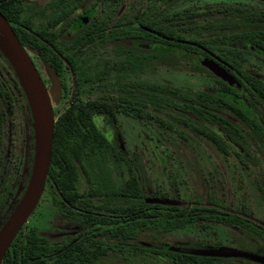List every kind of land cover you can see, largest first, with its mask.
<instances>
[{"label": "trees", "instance_id": "16d2710c", "mask_svg": "<svg viewBox=\"0 0 264 264\" xmlns=\"http://www.w3.org/2000/svg\"><path fill=\"white\" fill-rule=\"evenodd\" d=\"M91 1L93 3L91 8L86 10L91 13L92 18H100L101 23L95 29L85 32L79 39L84 41L81 42L82 44H88L93 49L91 55H86L87 70L84 73L86 83H103L115 72L122 74V70H130L135 74L136 70L141 71L145 64H149V69H152L159 62L175 68L187 63L192 68L205 70L200 66L199 59L207 57L206 51L209 50L211 42L217 43L215 48L220 52L227 51L223 56L225 61L230 67L238 70L240 75L246 77L250 75L249 65L253 61L251 53L264 63V7L262 6H227V14L223 18L212 19L207 5L183 7L192 0ZM259 1L264 2V0ZM80 2L81 0H54V26L58 24V19L62 20L68 16ZM125 3L127 7L124 13L114 20L118 8ZM31 10L35 12L27 17L23 0H4L0 7L3 16L16 29L22 45L41 52L38 46L40 39L49 41L46 22H43L39 29H34L31 18L33 19L35 13H43L44 10ZM23 27L29 28L33 33L27 32ZM212 32L215 34L214 38L211 37ZM125 40L139 41L143 47L136 45L129 47L122 44ZM107 42L113 46L112 50L116 54L125 57L119 66H115L119 67L116 71L113 65L107 64L101 69L94 64L96 49L102 48ZM160 44H166L164 51L160 49ZM237 44L244 46L250 54H243V51L236 47ZM144 46H154L155 49L146 50ZM125 71L123 73H126ZM215 79L217 81L213 91L205 89L194 94L182 92L177 88L152 85L148 86V89L145 86L134 90L148 91L149 101L154 105L164 104L163 108L169 113L170 120L167 122L156 120L163 129L173 133L177 131L176 133L182 135L178 131L181 129L201 136L224 156L230 155V148L235 145L247 153L250 146H253L255 152L264 153V80L247 78L245 81H239L236 87ZM130 98L129 94L120 98L103 96L88 102L83 114L68 113L59 118L54 128L52 149V172L58 191L64 196L62 186L73 182L71 171L65 173L62 171V165L60 171L54 167L55 162L62 161L63 152L59 147L67 132L73 128L72 123L78 139V123L83 121L86 203H90V198L100 196L103 202L102 208L115 210L118 214L117 240L124 244L121 256H124L128 263L132 257L131 254H127L125 248L129 233H132L133 237L134 256L153 251V247L148 248L141 242L140 234L145 231L154 232L155 238V235L170 234L194 225L205 229L210 223L241 230L249 238L259 239L264 244V229L263 232H259L256 224L248 219L244 209L241 210V214H227L224 207L212 202L210 195L204 205L190 203L170 206L146 203L145 200L149 198L164 200L168 197L159 190L147 194L142 176L143 166L138 163L136 167L135 161L133 166L137 169L132 172V176L125 179L121 185H115L111 170L113 166V170L118 174L123 172L121 152L110 143V137L100 130L98 121L104 119L106 122H114L120 112L119 108H123L121 113L125 116L143 120L142 113L128 111ZM162 99L164 103H161ZM132 105L135 108L137 106L135 103ZM206 107H211L213 111H207ZM235 154L241 156L240 150H236ZM259 189L264 201V188L259 186ZM173 197V201H179L178 192ZM107 233L110 238L111 230ZM155 251L156 255L168 264H217L225 260L193 255L189 252L188 254L174 252L167 243L163 252L158 253V249ZM86 259L92 260L93 264V257L86 255ZM63 261L64 259H60L59 264H63Z\"/></svg>", "mask_w": 264, "mask_h": 264}, {"label": "flooded vegetation", "instance_id": "af4514ba", "mask_svg": "<svg viewBox=\"0 0 264 264\" xmlns=\"http://www.w3.org/2000/svg\"><path fill=\"white\" fill-rule=\"evenodd\" d=\"M23 1L27 17L35 12L31 9H41V11L44 10L43 13H35L33 19L31 18V22L34 24V29H39L40 26L43 25V22H46L45 28L49 41L40 39L41 42L38 46H40L41 52L23 46L16 33V29L13 28V25L5 17L4 18L9 23L21 46L25 49L45 86L53 111L54 128L59 118L65 114H83L87 108L86 104L88 102L103 96H114L120 98L122 95L129 94L131 98L129 101L130 108L128 111L142 113L144 117L145 112L148 113L147 110L149 108L151 110L150 112L165 111L163 108L164 104L154 105L149 101L148 91L143 92L142 90H134L135 88L145 86L147 88L150 86L149 84H139L134 81H129V83L126 82V87L124 90H120L119 93L116 92L109 94V92L104 91L102 95L87 100L85 97L86 85L96 84L100 87V85L104 86V83L107 80L103 81V83H86L84 77V73L87 70L85 64L87 61L86 55H91L93 49L88 44H82L81 42L84 41H79V39L85 32L99 26L101 19L92 18L91 13L86 10V8L79 7L81 2L84 1L81 0L78 6H76L68 16L62 20L58 19V24L54 26V0H47L42 8H33L31 6V3L37 0ZM3 2L4 0H0V7H2ZM124 5L127 6L126 3L121 6ZM226 7L227 6L209 7L211 11V18H223L227 14ZM122 13H124V11L120 13L118 12L115 15L114 20H116V18ZM44 17L45 19H43ZM91 21L94 23L92 24ZM23 29L29 33H33V31L27 27H23ZM211 37H215L213 32ZM122 44L128 45L129 47H132L133 45L141 48L143 47V44L136 40H125ZM215 45H217L216 42H211L209 44V50L206 51L207 57L199 59L200 66L205 70L193 68L206 72L211 78L213 85L211 87H207L206 89L213 91L212 89L216 86L215 82L217 81L215 78L229 85L227 81H224L216 76L202 64V62L206 60L216 64L218 68L225 72V74L233 76L235 78V83L232 86H236L239 81H245L247 78L264 80V77L252 71L248 77L240 75L238 70L230 67L225 61L223 56L224 54H227V51L220 52L218 48H215ZM159 46L160 49L164 51L166 44H160ZM236 47L243 51V54H250L247 53L246 48L241 44H237ZM145 49L148 50L155 48L154 46H147ZM250 50L254 53L252 48H250ZM112 54V65L114 71H116V68L119 67L115 66H119L125 57H121L119 54H116L114 50H112ZM250 56L253 57L254 61L264 65V63L257 60L252 53ZM145 59L146 62L147 58L145 57ZM94 64H96V62H94ZM148 65L149 64H145L141 71L136 70V72L149 70ZM157 66L163 69L170 68L167 67L164 62H159ZM155 68L156 66L154 69ZM50 71L55 74L57 80L56 82L52 81L49 73ZM123 71L125 70H122V74L115 72L116 78L123 77L120 80H124V77L127 74H132L130 70L125 71L126 73H123ZM152 86H158L161 88L168 87L161 85ZM132 103L137 105L136 108L132 105ZM161 103H164L163 99L161 100ZM205 109L207 111H213L211 107H206ZM122 110L123 108H119V113H121ZM33 124V116L27 97L12 66L0 51V231L21 202L31 179L36 153V135ZM72 126L73 128L67 132L64 137L65 139H63L62 144L59 147L61 152H63L62 161L61 163L55 162L54 164V167L59 171L61 169L60 166L62 165V171L65 173H69L70 171L72 172V184L67 183L66 186H62L64 196L55 186L54 173L52 172V140L47 176L39 201L33 212L21 226L15 238L8 246L1 264H59L60 259H64L63 264H92V260H87L86 255L94 258L93 264H106L110 258H115L117 255L123 254L124 244L123 242H119L117 240L118 235L116 234L119 220L118 214L115 210L102 208L103 202L102 197L100 196L90 198V203H86L87 186L84 185L82 187L81 185V178H83L87 183L85 173L86 158L84 148V122L79 121L78 123V139H76L75 136L73 123ZM105 135L108 136L107 134ZM109 141L121 152V164L124 165L123 172L118 174L116 170H113V166L111 170L112 175L115 174L117 177L122 178V182L119 184L121 185L125 179L130 178L132 176V172L137 169L136 167L139 163V159L137 158V155L132 154L131 156H128V154H126L119 137L114 138L113 134H111ZM134 156L136 158H134ZM133 161H135L136 167L133 166ZM259 186L264 188V185L259 184L258 188ZM208 197L209 195L205 196V203L196 200L191 204L200 203V205H204L206 204V199ZM173 198L174 197H172V199ZM172 199L168 198L164 200L173 201ZM173 202H178L179 204L170 206L187 205L180 203V199L179 201ZM242 209H244L243 206L238 212L230 211L228 208L224 211L227 214H241ZM245 212L248 219L256 224L258 231L263 232L264 217L260 222H258L251 218L252 216L250 212ZM226 227L230 228V226ZM231 228L238 232L239 238L236 241L237 243L244 245L245 247L248 246L256 248L260 252L257 256H264V244L259 239L249 238L243 231L237 230L233 227ZM108 230H111L110 238L107 236ZM146 246L148 248L153 247V255L158 257V259H163L159 255H156L155 250L158 249V253H160V251L163 252L165 250V243H159L158 246L156 244H149ZM125 248L127 254L132 253V233H129L127 236ZM170 249L174 252H181L185 254H188V252L191 251H205L188 248ZM221 259L245 262L248 264H259L246 258L232 257ZM244 260H247V262Z\"/></svg>", "mask_w": 264, "mask_h": 264}, {"label": "rangeland", "instance_id": "374dc122", "mask_svg": "<svg viewBox=\"0 0 264 264\" xmlns=\"http://www.w3.org/2000/svg\"><path fill=\"white\" fill-rule=\"evenodd\" d=\"M47 0H37L31 3L34 8H42ZM91 0H84L79 7L89 8ZM231 6L252 5L264 7L259 0H192L183 7L194 6ZM127 6L118 8L117 13L125 11ZM106 9V8H105ZM112 45L107 42L103 47L96 49V65L101 69L107 64H113ZM93 60V61H95ZM93 63V62H92ZM191 65L182 63L179 68H152L135 74H127L116 78L115 73L100 87L88 84L85 88L86 99H93L102 95L104 91L119 93L124 90L129 81L139 84L161 85L178 88L182 92L195 93L213 85L208 74L200 69H193ZM249 70L264 77V65L251 61ZM118 79V80H117ZM119 81V82H118ZM145 112L143 120L127 117L119 113L114 122L98 121L100 130L110 137H119L128 156L137 155L139 163L143 166L142 176L147 194L159 190L172 199L179 194L180 203L188 204L198 200L205 203V196L210 195L212 202L224 209L238 212L244 207L251 213V218L260 222L264 217V204L258 185H264V153L255 152L253 146L248 153L235 145L230 148V155H222L208 140L201 136L191 134L189 131L178 130L182 135L163 129L159 122L169 121L166 111ZM240 150V155L235 154ZM118 186L122 178L112 175ZM82 187L87 186L81 178ZM44 206V204H43ZM40 216V215H38ZM42 217V216H41ZM154 232L145 231L140 234L144 245L167 243L169 248H188L193 250L216 251L219 249H236L252 255H259L258 249L245 247L237 243L238 232L231 227L210 223L205 229L199 225L173 231L170 234L155 235ZM153 242V243H152ZM239 245H237V244ZM129 263L125 257L117 255L110 258L106 264H168L158 259L152 252L145 255L134 256ZM117 261V262H116ZM247 262V260H244ZM217 264H248L239 261L224 260Z\"/></svg>", "mask_w": 264, "mask_h": 264}, {"label": "water", "instance_id": "95a60500", "mask_svg": "<svg viewBox=\"0 0 264 264\" xmlns=\"http://www.w3.org/2000/svg\"><path fill=\"white\" fill-rule=\"evenodd\" d=\"M0 51L12 66L19 83L27 97L29 107L34 121L36 135V153L34 167L27 190L21 202L14 210L8 221L0 231V264L5 252L15 238L21 226L35 209L47 176L49 160L51 155L54 117L51 108L50 98L42 83L31 59L16 38L7 20L0 13ZM216 76L227 81L230 85L235 83L234 77L225 74L216 64L203 61ZM53 82L56 76L49 72ZM148 204L178 205V202L162 199H146ZM193 255L209 256L217 258H246L259 264H264V256H257L230 249H219L216 251H191Z\"/></svg>", "mask_w": 264, "mask_h": 264}]
</instances>
